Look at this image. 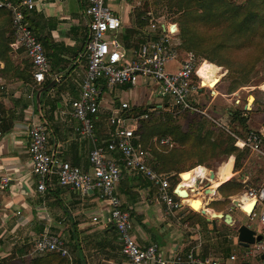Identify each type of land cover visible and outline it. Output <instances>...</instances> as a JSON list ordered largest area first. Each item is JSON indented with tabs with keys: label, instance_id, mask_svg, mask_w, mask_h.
I'll return each instance as SVG.
<instances>
[{
	"label": "crops",
	"instance_id": "0c3cea01",
	"mask_svg": "<svg viewBox=\"0 0 264 264\" xmlns=\"http://www.w3.org/2000/svg\"><path fill=\"white\" fill-rule=\"evenodd\" d=\"M7 1L16 3L18 0ZM116 1L118 0L114 2ZM34 2L36 7L29 22L33 33L44 44L42 45L50 68L53 71L66 68L69 74L67 78L62 74L50 76L54 77L59 86L51 87L46 97L41 100L38 110L35 93L40 85L28 78L31 70L26 66L28 59L24 51L11 45V51L0 58V106L4 109V114L0 115V129L3 127L8 129L0 134V179L2 176L11 179L9 186L5 190H0V258L10 256L13 264H30L32 260L44 258L46 255H36L33 252V245L30 247L27 242L33 244L42 232L47 231L59 237L69 238L68 264H129L121 254V242L116 231L111 226L103 225L108 219L109 207L95 195L82 196L77 191L59 187L55 182L44 194L36 192V179L31 174L28 154V131L32 124L42 122L43 117L47 118L51 125L48 145L52 154L83 170L90 169L88 155L91 144L77 134L78 124L71 115V103L80 96V86L87 66L84 47L88 33L83 16L87 0H34ZM117 12L124 28L123 17L119 10ZM3 13H0L1 42H5L11 32V24ZM54 61L58 63L57 68L51 67ZM169 67L174 71L178 64L172 62ZM219 75L222 76L221 73ZM200 78L202 79L201 76ZM151 85L145 80H140L135 86L118 90L127 91L132 98L135 94L150 90ZM157 107L160 108L161 105ZM100 113L101 110L95 121L96 130L97 125L102 127ZM221 167L222 164L214 174L213 180L210 178L212 171L203 166L195 167L194 169H198L188 171L190 173L187 175L188 184L194 181L195 186L189 187L187 184L182 186L188 197L198 200L203 210L230 215L233 226L223 228L222 225L226 223L223 220H217L216 224L220 230L230 233L229 246H224L220 252L216 251L212 246L214 240L211 236L212 231L217 228L214 229L206 219V230L201 229L199 224L194 226L183 224L182 219L187 213L183 208L180 211L182 215L177 219L175 217L165 219L153 187L147 181L141 182V176L126 170L127 175H122L116 193L123 209L131 215L132 234L137 243L142 247L156 244L166 259L174 254L194 249L202 256L211 255L218 260L225 259L223 264L236 261L233 250L240 245L235 225L249 226L248 217L239 209L230 211L229 207L228 212L215 213L212 208L208 209L206 206L209 201L218 198L216 189L222 185L217 183ZM203 168L208 172L207 175ZM199 170L202 171L199 178H207L204 186L209 187V191L204 187V191L206 190L204 194L201 197L200 195L194 197L197 179L191 178L194 179ZM183 182L181 180L179 187H182ZM180 197L183 198V195ZM93 218H97L98 221L93 222ZM256 231L260 233L258 229ZM209 237L211 239L205 241ZM6 238H9V241H5ZM227 251L229 252L226 260ZM230 256H234L235 259L230 260Z\"/></svg>",
	"mask_w": 264,
	"mask_h": 264
},
{
	"label": "built area",
	"instance_id": "2783aa9c",
	"mask_svg": "<svg viewBox=\"0 0 264 264\" xmlns=\"http://www.w3.org/2000/svg\"><path fill=\"white\" fill-rule=\"evenodd\" d=\"M114 1L87 0L83 11L88 33L84 47L87 66L80 86V96L71 103V115L78 124L77 134L91 144L88 155L90 169L83 170L52 154L45 122L34 123L28 131V154L31 174L36 179V192L44 194L55 182L59 187L77 191L82 196L95 195L109 207V216L103 225L111 226L116 231L121 242V254L129 264H222L221 260L211 255L202 256L194 249L174 254L166 259L156 244L142 247L132 234L131 215L123 209L116 193V187L123 175L120 163H123L127 171L144 178L155 189L156 200L166 217H173L183 207L189 209L191 207L183 203V198L178 197L174 190L175 185L171 186L166 175L156 173L147 165L148 149L135 145L138 139L135 135L136 124H128V120L122 116V112L129 109L127 103H121L119 109L109 110L107 119L110 127L109 137L105 141L99 140L95 121L102 107L104 90H112L118 86H135L140 80H145L155 85L157 95L170 99L173 109L202 115L217 126L221 124L212 120L205 110L198 109L190 101L193 99L196 103L204 88L212 90L217 84L213 88L204 86L197 74L203 62L199 64L194 55L177 48L178 36H173L169 28L175 23L168 24L163 17L154 18L148 13L146 43L137 50L128 51L118 42L123 25L120 16L111 6ZM35 7L34 0H18L16 3L0 0V9H6L11 14L14 36L12 46L24 51L32 65V78L40 85L48 75L49 61L24 14V11H33ZM172 62L178 64L174 71L169 67ZM233 137L237 148H248L252 152L264 155L261 138L257 134L250 133L245 140ZM154 144L174 147L169 137L155 138ZM206 179H197L194 197H199L196 195L201 197L209 188L206 187L205 191L199 188L205 185ZM10 181L9 177L2 176L0 190H5ZM239 198H244L245 201L239 202L238 209L250 222L256 223L258 231L264 235V186L257 191H246L237 198L238 201ZM247 200L255 203L249 215L243 211ZM259 206L262 212L256 214ZM97 221V218H93V222ZM33 249L36 255L56 253L62 257H69L65 241L47 231L35 239ZM234 259V256H230V260Z\"/></svg>",
	"mask_w": 264,
	"mask_h": 264
},
{
	"label": "rangeland",
	"instance_id": "374dc122",
	"mask_svg": "<svg viewBox=\"0 0 264 264\" xmlns=\"http://www.w3.org/2000/svg\"><path fill=\"white\" fill-rule=\"evenodd\" d=\"M233 1H235L236 3H242L245 0ZM111 6L115 12H117V10L120 11L119 13L123 17L124 28L134 25V18L138 13L143 14L142 17L145 20L149 18L147 16L148 13H150L154 18H159L156 16H164L165 21H168L166 22L168 24L170 22L169 20L174 21L179 18V13H177L176 8L170 7L163 0H132V2H129L128 0H118L111 3ZM217 37L218 35H214L206 36L205 38ZM228 58L229 60H231V62H233V66H244V75L247 77L245 81L246 83L242 84L238 81H232V78L235 75H228L227 70L224 67L216 66L208 61H204L203 63L200 61L202 64L198 69L197 74L202 77L203 85L207 86V83L215 77L219 79V82L217 87H215V89H212L213 93L209 92V88L203 89L202 95L196 102L198 104L197 108L200 110H205L208 116L212 118V120H215L216 122L221 124V127H226V129H224L225 132L232 137L235 136L241 140H245L250 133H253L257 134L261 139L264 140V82H262L264 80V56H259V54H257V52H255L253 49H248L242 52L235 53V56H228ZM254 64L255 66L253 67L249 66ZM26 65L31 70L29 60H27ZM51 67L57 68V61H54ZM235 68L236 67H234V69ZM59 73L64 75V77L66 78L69 74V72L66 71V68H58L56 71H53L51 70L49 65V72L47 76L50 77L54 75L55 77ZM220 73L222 74L221 77L219 75ZM54 77H52V80H54ZM76 79L79 80V77H77ZM52 86H54L53 88H57L59 86V83L55 82ZM126 88V86H118L113 88L112 90H104V94L101 100L102 108L100 109V114L102 116V127L97 125V130L95 129L96 135L100 141H105L108 139V134L110 132V127L107 122L108 112L111 109H119L121 103H127L129 106V109L122 112V116L128 120L127 123L136 124L138 128L141 124V130H143L142 145H144L145 148L148 149L150 154H152L151 152L153 151H159L156 149L159 146L154 144V139L160 135L159 131L162 128L167 127L170 129H174V132L180 133L189 132L192 139L187 140L185 145H179L178 143L174 144V148H176L177 150V156L175 157V159L178 161V163H183L181 169L184 170L183 172L177 174L176 179L170 180L171 186L173 187V185H175L174 189L179 184L177 182H180V175L190 171L188 170V168L202 158V151L211 150L212 147L214 148L213 139H216L218 137L223 139L228 138L224 132L212 130L213 127L209 120L203 119V117H200L196 114L192 115L187 112H182L178 109H173L171 107V101L169 98L161 97L156 94V87L154 84L151 85L150 90H145L140 94H135L132 96V98L129 97L127 91L119 92V90H123ZM38 90L35 93V98ZM250 98H252L251 102L249 101ZM159 105H161L162 108L157 110L158 108H156V106ZM237 110L247 112V122L245 124V127L240 124L239 121L231 120L229 116L230 112ZM142 112H144V114H148V119L143 122L140 121L141 114H143ZM198 132L205 136H207L209 133H212V135H210V144L204 142L200 147L195 139V136ZM261 149L264 153V145ZM246 150L247 154L241 161L240 168L236 172H234L232 169V166L234 164L233 156L229 158L225 156L213 158L210 153L205 154V158L208 159L204 160L203 163L205 166L203 167L208 169L210 172L212 171V173L216 174L218 168L222 164V167L218 171L217 183H219V185L227 181L235 180L243 186L238 193L230 197V203L226 206V208L225 206L214 204L216 202H223L225 200L224 197L219 193V186L216 189L218 198L215 200H211L206 204L208 209H211V207H215L214 209H212L215 213L228 212V208L232 206L231 198L240 196L246 191H257L262 186H264V155L252 152L248 148ZM196 169L190 172H193ZM204 171L207 175L208 172L205 169ZM122 172L123 175H127L126 170L122 169ZM213 179L214 177H211V180ZM140 181L143 182L146 180L140 177ZM189 183L191 184L189 185L187 180H185L181 184V186L184 184H187L189 187L195 186L194 181H190ZM184 189V186H182L180 188V191L182 190L183 192H185ZM186 197H188V193H186V196L183 195V198ZM217 209L224 210L218 212ZM261 212L262 208L261 206H259L256 209V214H260ZM177 214H175L173 217H166L163 214V217L165 219H173L174 217L175 219H177L182 215V212L179 211ZM198 214L201 215L200 213ZM202 217L206 219L205 216ZM247 221V224L250 226V228L257 230L256 223L250 222L249 220ZM235 226L236 228H238L237 225ZM199 227L206 230L205 224L200 223ZM229 237L230 233L228 231L220 230V228L217 227L215 231H212L211 238L214 240L212 246L216 249L217 252L222 251L224 246L230 245ZM61 238L65 241L68 248L70 244L69 238L65 236H62ZM211 238L209 237V239H205V241H208ZM5 241H9V238H6ZM27 243L28 246L32 247L33 244L31 242ZM249 247L250 248H243L241 246H237L233 250V255H235L237 259L234 262L228 261L229 264H262V261L259 258V254L261 255L264 253V242L263 245L258 249H254L252 246ZM228 252L229 251H227L225 254L226 260L228 259ZM246 254L247 256L245 257ZM9 258L10 256L6 257L3 260ZM224 260L225 259L221 260V262H223ZM9 264L13 263L10 261Z\"/></svg>",
	"mask_w": 264,
	"mask_h": 264
},
{
	"label": "trees",
	"instance_id": "16d2710c",
	"mask_svg": "<svg viewBox=\"0 0 264 264\" xmlns=\"http://www.w3.org/2000/svg\"><path fill=\"white\" fill-rule=\"evenodd\" d=\"M128 1L132 2V0ZM163 1H165V3L170 7L176 8L177 13H179L178 19L169 21L178 25L179 34L177 37V48L180 51L194 55L197 58L199 64L201 62L208 61L216 66L224 67L227 70L228 75H235L232 78V81H238L242 84L246 83L245 81L247 77L244 75V66H233V62L229 60L228 56H235V53L242 52L248 49H253L255 52H257V54H259V56H264V0H245L242 3H236L233 0ZM2 12H4L3 14H5V17H7L9 23L11 24V32L9 33V36L5 42L0 41V58L2 56H6V53L11 51V45L14 43L11 14L6 9H0V13ZM32 13V11H24L26 21L30 29L33 31L29 22ZM142 15L143 14L141 13L136 14L134 18V25L123 28L118 35L119 44L128 51L137 50L142 44L146 43L148 39V19L145 20ZM156 17L164 18V16ZM214 35H218V37L205 38L206 36ZM249 66L253 67L255 66V64ZM234 67L236 68L234 69ZM28 78L33 79L32 65L31 75L28 76ZM51 80L52 77L46 76V79L42 84H40V87H38V89L44 88L49 85ZM262 82H264V80ZM126 87L130 88L129 85H126ZM50 90L51 88L41 93L40 106L41 100L46 97ZM190 101L194 106L198 107V104L195 103L193 99H190ZM156 108L158 107L156 106ZM161 108L162 107L158 108L157 110ZM184 112L191 114L189 111ZM142 113L143 114H141L140 118L141 122L148 119V114H144V112ZM1 114H4V109L0 106V115ZM246 114V111L237 110L230 112L229 116L231 120H237L245 127V124L247 122ZM199 116L211 122L213 127L212 130L224 132L228 138L223 139L218 137L216 139H213L214 148L212 147L211 150L206 151L203 150L202 158L198 162L190 166L188 170H192L198 166H205L203 162L204 160L208 159L205 158V154L210 153L213 158L233 156V171L236 172L240 168L241 161L247 154V148H243L245 150L237 148L234 145L235 139L225 132L224 129H226V127L217 126L210 119L206 117L204 118V116L202 115ZM42 121L45 122L46 127L49 131L51 128L47 118L43 117ZM6 131H8V129L6 127H3L2 129H0V134ZM159 133L160 135L157 137L158 139L169 137L174 144L178 143L179 145H185L187 140L192 139L189 132H174V129H170L167 127L162 128ZM135 135L138 138L135 141V145H141L143 149H147L144 145H142L143 130H141V124L139 128L137 127ZM210 135H212V133H209L207 136L202 135L199 132L196 134L195 139L200 147L204 142L210 144ZM263 145L264 140L261 139V148L263 147ZM156 149L159 151H153L151 152L152 154H150L149 152L146 158L147 165L151 167L152 164L151 168L156 173L166 175L169 182L171 179H176L177 174L184 171L181 169L183 163H178V161L175 159V157L177 156L176 148L165 145L159 146ZM120 166L123 170H126L123 163H120ZM242 187V184L236 182L235 180L227 181L226 183L222 184L218 190L225 200L223 202H216L214 204L225 206L226 208V206L230 203L229 198L238 193ZM211 208L214 209L215 207ZM183 209H185L187 212L182 220L183 224L194 226L196 224L202 223L206 225V221L201 215L189 208L183 207ZM224 209L217 210L218 212H220ZM45 255L46 256L44 258L32 260L30 264H42V262L43 264H68V259L66 257L60 256L59 254L47 253ZM10 261V258L6 260L0 259V264H9Z\"/></svg>",
	"mask_w": 264,
	"mask_h": 264
},
{
	"label": "water",
	"instance_id": "95a60500",
	"mask_svg": "<svg viewBox=\"0 0 264 264\" xmlns=\"http://www.w3.org/2000/svg\"><path fill=\"white\" fill-rule=\"evenodd\" d=\"M169 28H170V33L173 36H178L179 28H178V25L176 23L173 24V25H170ZM55 82H56V80L54 79V80L51 81V83L49 85H47L46 87L41 88V89L38 90V92L36 94V98H35L36 99V105H37V109L38 110H40V95H41V93L44 92V91H46V90H48V89H50ZM218 82H219V80L215 83V85ZM184 175H186V174L183 173V174L180 175V180L182 179V176H184ZM211 177H214V173H212V172H211L210 178ZM179 185L180 184H178L176 186V188L174 189L176 191V193L178 191ZM204 187H206V186L201 187V189H203ZM177 195H178V193H177ZM178 197H179V195H178ZM183 200L184 199H182V201ZM238 208H239V201H238V199H233L232 200V206H230L229 210L230 211H233V210H237ZM200 214L206 217V220L212 224V226H213L214 229L217 228V226H216L217 220L216 219H210V218H208V216L203 211H201ZM225 215L229 219V221H228L227 224L224 223L222 225L223 228H226L228 225L233 226L232 218L230 217V215H228V214H225ZM236 233H237V241H238V244L241 247H243V248H248L249 246L261 247L263 245L264 235L258 233L256 230L250 228L249 226H246V225H240V226H238V228H236ZM260 259L262 260V264H264V253L260 255Z\"/></svg>",
	"mask_w": 264,
	"mask_h": 264
},
{
	"label": "bare ground",
	"instance_id": "6f19581e",
	"mask_svg": "<svg viewBox=\"0 0 264 264\" xmlns=\"http://www.w3.org/2000/svg\"><path fill=\"white\" fill-rule=\"evenodd\" d=\"M201 80H202V79H201ZM217 81H218V79H217L216 77H215V78H212V79L207 83V86L210 87V88H213V87L215 86V83H216ZM202 83H203V82H202ZM249 101L251 102V101H252V98H250ZM185 174H186V175L182 176V179H181L182 181L187 180V175L189 174V172H186ZM201 176H202V171L199 170V172L195 175L194 179H193V177H192L191 180H196V179H198V178L201 177ZM190 184H191V183H190ZM180 188H181V187H179V188H178V191H177L179 197L182 196V195L186 196V193L183 192V191H180ZM207 191H209V189H207ZM183 199H184V200H183V203H184L185 205L190 206L194 211L199 212V213H200L201 211H203V212H204L209 218L216 219V220H223V221H225L226 223H228L229 219L226 217V215L209 213V212L203 210L197 199H194V198H188V197L183 198ZM240 201H243V202H244L245 199H244V198H239V202H240ZM254 205H255V203H253L252 200H247V201L245 202V205L243 206V211H244V213H246V214L249 215V214L251 213V211H252Z\"/></svg>",
	"mask_w": 264,
	"mask_h": 264
}]
</instances>
